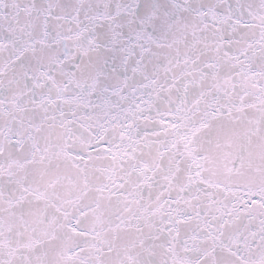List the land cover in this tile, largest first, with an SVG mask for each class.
<instances>
[{"label":"water","instance_id":"1","mask_svg":"<svg viewBox=\"0 0 264 264\" xmlns=\"http://www.w3.org/2000/svg\"><path fill=\"white\" fill-rule=\"evenodd\" d=\"M0 264H264V0H0Z\"/></svg>","mask_w":264,"mask_h":264}]
</instances>
